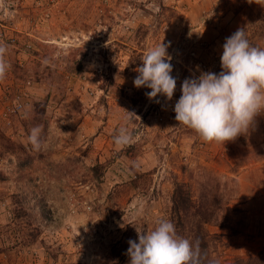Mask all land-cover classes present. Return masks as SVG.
<instances>
[{
  "label": "rangeland",
  "instance_id": "rangeland-1",
  "mask_svg": "<svg viewBox=\"0 0 264 264\" xmlns=\"http://www.w3.org/2000/svg\"><path fill=\"white\" fill-rule=\"evenodd\" d=\"M238 29L264 49V0H0L10 65L0 135L16 145L0 143V264H129L112 248L170 221L175 182L197 194L202 171L238 189L223 227L205 226L210 257L264 255V114L222 145L179 125L173 111L185 78L221 71L222 45ZM162 40L177 80L171 101L133 85ZM132 95L141 102L132 106ZM16 101L21 115L10 112ZM37 103L47 119L38 150L21 123ZM125 126L133 142L120 148L113 138ZM96 163L105 165L100 180ZM18 208L28 215L16 218Z\"/></svg>",
  "mask_w": 264,
  "mask_h": 264
},
{
  "label": "clouds",
  "instance_id": "clouds-1",
  "mask_svg": "<svg viewBox=\"0 0 264 264\" xmlns=\"http://www.w3.org/2000/svg\"><path fill=\"white\" fill-rule=\"evenodd\" d=\"M168 47L162 40L150 48L135 70L138 75L133 85L150 89L146 93L149 100L162 96L171 101L176 90ZM6 53L7 45L0 43V81L10 68ZM220 67L219 73L202 71L185 78L173 111L178 124L194 131L205 143L224 145L247 134L256 118L264 114V49L250 45L244 30L238 29L222 45ZM41 131L34 127L28 136L37 150ZM113 139L116 146L124 148L132 144L133 133L121 127ZM128 244L129 264H203L205 259L199 239L193 244L179 237L174 224L164 219L151 232H137V240L130 239Z\"/></svg>",
  "mask_w": 264,
  "mask_h": 264
},
{
  "label": "trees",
  "instance_id": "trees-1",
  "mask_svg": "<svg viewBox=\"0 0 264 264\" xmlns=\"http://www.w3.org/2000/svg\"><path fill=\"white\" fill-rule=\"evenodd\" d=\"M132 96L127 98L132 106L141 102L140 99ZM34 109L35 113L21 120L24 137L30 145L28 136L31 129L39 126L42 129L41 134H46L47 127L45 104L37 103ZM0 143L5 147L10 146L13 150L16 148V145L10 142L9 139L4 138L3 135H0ZM19 148L23 149L21 146ZM127 155L130 158L133 157L131 152H127ZM26 157L28 158V156ZM104 170L105 165L100 163H96L90 168L92 175L99 180L103 176ZM200 175L204 180L197 182L199 185L197 194H193L186 184L175 182L171 196L169 219L174 224L179 237L186 238L193 244L199 239L202 253L205 255L203 264H216L209 254L205 226L223 227V222L226 220L225 213L228 210V202L236 196L238 189L235 180L232 178L223 180L222 177L209 171H202ZM15 205L19 206V201H16ZM15 215L16 218H22L28 214L18 208ZM128 237L129 234H126L122 240L116 243L117 246L112 248V253L116 256L119 263L128 258L127 249L129 247L128 241L130 240V237ZM33 238L34 236L32 235V242ZM232 264H264V255L236 260Z\"/></svg>",
  "mask_w": 264,
  "mask_h": 264
},
{
  "label": "built area",
  "instance_id": "built-area-1",
  "mask_svg": "<svg viewBox=\"0 0 264 264\" xmlns=\"http://www.w3.org/2000/svg\"><path fill=\"white\" fill-rule=\"evenodd\" d=\"M10 112L17 113L18 115H21L24 112V108H23L22 102L16 101L15 104H14V108L12 110H10ZM262 116H263V114L258 116L257 118L262 117Z\"/></svg>",
  "mask_w": 264,
  "mask_h": 264
},
{
  "label": "crops",
  "instance_id": "crops-1",
  "mask_svg": "<svg viewBox=\"0 0 264 264\" xmlns=\"http://www.w3.org/2000/svg\"><path fill=\"white\" fill-rule=\"evenodd\" d=\"M239 178H241V176L239 177ZM241 181V180H240ZM241 183V182H240Z\"/></svg>",
  "mask_w": 264,
  "mask_h": 264
}]
</instances>
